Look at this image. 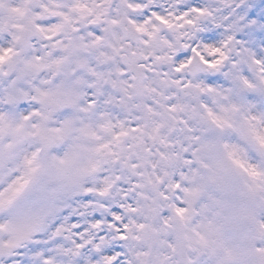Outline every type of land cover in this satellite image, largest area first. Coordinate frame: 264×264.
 <instances>
[{
  "label": "snow or ice",
  "instance_id": "6c2138e0",
  "mask_svg": "<svg viewBox=\"0 0 264 264\" xmlns=\"http://www.w3.org/2000/svg\"><path fill=\"white\" fill-rule=\"evenodd\" d=\"M0 264H264V0H0Z\"/></svg>",
  "mask_w": 264,
  "mask_h": 264
}]
</instances>
